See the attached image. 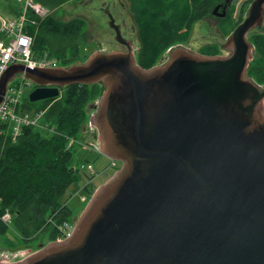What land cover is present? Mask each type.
<instances>
[{"label":"water","instance_id":"obj_1","mask_svg":"<svg viewBox=\"0 0 264 264\" xmlns=\"http://www.w3.org/2000/svg\"><path fill=\"white\" fill-rule=\"evenodd\" d=\"M226 3L211 14L224 18ZM263 10L253 0L220 43L228 56L179 46L143 69L128 46L68 67L10 66L0 103L19 78L36 86L31 103L101 84L89 129L122 168L94 192L69 238L0 264H264V85L247 76V37L264 32Z\"/></svg>","mask_w":264,"mask_h":264},{"label":"trees","instance_id":"obj_2","mask_svg":"<svg viewBox=\"0 0 264 264\" xmlns=\"http://www.w3.org/2000/svg\"><path fill=\"white\" fill-rule=\"evenodd\" d=\"M47 9L59 8L73 0H34ZM216 0H130V10L137 28L140 50L136 61L143 69L159 63L162 55L174 44L187 40L194 24L207 17ZM264 16V10H263ZM29 18L36 26H28L33 37L32 53L38 57L47 51L56 54L58 66L68 67L80 63L75 41L83 34L85 22H68ZM0 37L1 34H0ZM254 55L247 68V76L264 85V32L250 37ZM73 43V44H72ZM65 46H64V45ZM217 46L201 50L206 56L219 54ZM37 51L40 55L37 56ZM53 53H51V52ZM104 88L96 85H70L60 89L56 98L43 101L41 109H31L26 99L20 111H43L42 122L49 134L42 135L31 127L22 129L16 142L0 136V215L9 213L11 225L0 221V234L11 228L21 239L30 241L45 232L48 242L61 235L59 227L72 216L61 198L80 179V170L74 166L82 126L87 121L88 105L99 99ZM69 140L75 142L68 147ZM93 185L83 189L88 194Z\"/></svg>","mask_w":264,"mask_h":264},{"label":"rangeland","instance_id":"obj_3","mask_svg":"<svg viewBox=\"0 0 264 264\" xmlns=\"http://www.w3.org/2000/svg\"><path fill=\"white\" fill-rule=\"evenodd\" d=\"M32 1L34 4L40 5L39 3H36L34 0ZM86 1L87 0H73L55 9H47L40 5L42 8L46 10L47 12L46 17L50 16L54 20H59L63 22H68L74 19H81L85 22L86 25L84 27L82 36L80 37L79 40L75 41L74 43V45L77 46V55H78V60L80 63L86 61L95 52L109 53L108 51L110 50L105 48V42L107 38L112 40V37L109 35V29L106 23V19L98 11L99 5L95 3V4L88 5L85 8L84 3ZM121 1L127 5V2H126L127 0H121ZM218 1L222 2L223 0H216V2ZM250 2L251 0H231L230 11L224 18H219L211 14V11L214 9V7L210 10L209 15L203 18L205 19L204 21L208 25V28H209L208 33L206 31H203V33H205V35L209 36L213 40L214 42L213 45L217 46L218 49H221L220 43L226 42L228 36L231 34L233 29L235 28V25L242 22L245 16V10L248 9ZM129 3H130V0H129ZM22 8H23V5L18 4L16 0H0V20L1 19H13L14 17H16L15 16L16 13L19 14ZM83 9L86 10L84 14L82 13ZM29 13L35 16V18H38L34 12L28 11L27 18H26L27 21L25 22V25H24L25 29H27V27L31 25L36 26V21H34V19L29 18ZM0 24H1V21H0ZM131 24L135 27V31L137 33V28H136L134 20L132 21ZM192 30H193V27L191 31L189 32L188 38L187 40H185V42L176 43L169 49L180 46L192 52L202 54L201 51L199 52L194 51V49H192V47L189 44H187V41L191 35ZM263 30L264 29L262 28V31ZM256 32L257 31L252 32L247 37L249 42H250V37ZM209 34H212V35H209ZM0 39H2V37H0ZM130 39L132 41L136 40L139 42L137 34L131 36ZM250 44L252 43L250 42ZM115 51L116 50H114L113 52ZM138 52H134L136 58H137ZM166 52L162 55L164 59L166 58ZM38 53H40V51H37V56L40 55ZM48 53L49 52L47 51L46 53L36 58L54 60L57 64H58V61L61 62L60 60H57L56 58H54L56 54L49 55ZM218 55H222V54H218ZM14 83L23 87L22 88L23 89L22 100L24 101L26 99L25 103L28 104V97L30 93L35 89L36 86L33 84H31V86L24 85V84H29V83L21 79L16 80ZM98 101L99 99L90 103L89 105L95 104ZM30 104H31L30 105L31 109H41L44 106L43 101L34 102V103L30 102ZM86 111H87L86 112L87 121L82 126V132L80 135L81 137L79 140L80 142H78L79 143L78 145L81 148V150L78 151L74 159V166L80 170V179L76 183L70 186V188L67 190V192L64 194V196L60 200L61 203H65L66 206L71 210L72 216L70 217L67 224L69 226L72 225L73 228H75L76 222L78 221L79 217L81 216L82 212L84 211L85 207L87 206L94 192L100 186L104 185L106 181L110 179L112 174H114L117 171H120L122 168L121 162L112 161L100 153L97 131L89 129V122H90L89 115L95 114V111L93 109L90 110L88 108ZM31 128L35 129L36 131H38L44 136H47L50 132L49 127L44 125L42 120L41 122H39L38 126L31 127ZM5 137H7V135ZM89 165L93 169L92 173L85 169ZM82 167H85V168L82 169ZM86 185L94 186L93 188H91L92 190L90 191L89 194L83 191ZM11 220H12V217H11ZM10 225L11 223L7 226H10ZM60 238L61 236L57 238L56 241H58ZM48 243L49 242L47 240L45 232L40 233L39 235H37L36 238L31 239L30 241L27 242L21 239L10 228L6 234H3V235L0 234V262L21 261L26 256H28L30 253L40 248L41 246L47 245Z\"/></svg>","mask_w":264,"mask_h":264},{"label":"built area","instance_id":"obj_4","mask_svg":"<svg viewBox=\"0 0 264 264\" xmlns=\"http://www.w3.org/2000/svg\"><path fill=\"white\" fill-rule=\"evenodd\" d=\"M18 4H22L18 16L13 19H1L0 34V79L6 70L15 64H21L29 69H48L56 68L58 64L54 60L38 59L32 55L33 37L27 33L25 22L27 21V12L32 11L39 19L46 17L47 12L38 4H34L32 0H16ZM25 80L24 78H19ZM18 79H14L7 85L2 102L0 103V136L10 138L12 142H16L21 136L22 129L25 127H36L43 118V111H19L21 105L23 87L15 84ZM27 81V80H25ZM24 84L31 86V83ZM75 141L69 140L68 147ZM85 167H82L84 169ZM89 172H93L89 165L85 168ZM0 221L5 225L11 223V215L4 213L0 215ZM73 226L64 223L59 227L61 238L58 241L69 238L73 231Z\"/></svg>","mask_w":264,"mask_h":264},{"label":"flooded vegetation","instance_id":"obj_5","mask_svg":"<svg viewBox=\"0 0 264 264\" xmlns=\"http://www.w3.org/2000/svg\"><path fill=\"white\" fill-rule=\"evenodd\" d=\"M226 1H227V3H226V8L224 9V11L227 15L230 11V8H231V0H226ZM252 1L253 0H251L248 9L245 10V16H244L243 20L245 19L246 15L248 13V10L250 8ZM126 2H127V5L125 3H123L121 0H87L84 3L85 8L88 5L97 3L99 5L98 11L106 19V23H107V26L109 29V35L112 37V40L107 38L106 42H105V48L110 50L108 52H113L114 50L121 51V52H128L129 51L128 46L131 47V52L133 54H134V52H138L140 50L139 42L136 40L132 41L130 39L131 36L136 35L137 33L135 31V27L131 24L132 21L134 20V16L130 10L129 0H127ZM224 2L225 1L223 0L221 3H219L217 5H222V4H224ZM217 5H215L214 7H216ZM222 10H223V8L220 7L218 12H222ZM85 12H86V10L83 9L82 13L84 14ZM204 20L205 19H201L194 24L191 35L187 41V44H189L192 47V49H194V51H197V52L201 51L202 49L206 48L207 46H213V43H214L213 40L209 36H207V35H205V33H203V31H206L207 33L209 31L208 25L205 23ZM243 20H242V22H243ZM242 22H240V23H242ZM240 23L236 24L235 28ZM254 31H256V30H253L252 32H254ZM209 35H212V34H209ZM129 43H130V45H129ZM218 51H219V54H222V55L226 54V56H228L230 54L229 52L223 50L222 48L219 49ZM223 56H225V55H223ZM135 59H136V57H135ZM167 59H168V57H167ZM164 62H165V60L162 57L159 60L158 64H162Z\"/></svg>","mask_w":264,"mask_h":264},{"label":"crops","instance_id":"obj_6","mask_svg":"<svg viewBox=\"0 0 264 264\" xmlns=\"http://www.w3.org/2000/svg\"><path fill=\"white\" fill-rule=\"evenodd\" d=\"M18 15V13H16V15L15 16H17Z\"/></svg>","mask_w":264,"mask_h":264}]
</instances>
